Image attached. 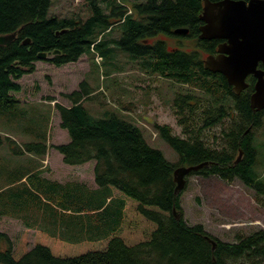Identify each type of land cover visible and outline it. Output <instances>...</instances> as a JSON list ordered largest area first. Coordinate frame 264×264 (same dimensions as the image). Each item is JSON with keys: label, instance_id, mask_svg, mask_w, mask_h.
<instances>
[{"label": "trees", "instance_id": "1", "mask_svg": "<svg viewBox=\"0 0 264 264\" xmlns=\"http://www.w3.org/2000/svg\"><path fill=\"white\" fill-rule=\"evenodd\" d=\"M86 1L90 15L83 20L49 15L51 0H0V35L17 33L10 45L0 46V117L27 120L15 96L22 90L17 81L35 72L37 61L60 67L96 55L113 68L109 59L124 51L142 73L180 88L172 103L182 134L155 126L178 161L151 146L121 113H92L85 101L94 99L96 90L84 80L80 90L65 95L70 106H55L68 134V142L55 149L68 166L94 162L97 188L50 180L41 175L48 169L26 163L9 174L0 189V216L21 219L38 233L29 248L26 235L15 246L0 232V264H264V229L222 241L202 224L186 223L176 193L175 170L206 163L189 176L239 180L264 207V168L258 171L253 146L264 111L251 107L255 79L250 76L248 88L236 96L222 74L205 69L204 55L216 54L221 41L199 39L204 0H103L105 7L99 0ZM179 28L188 34H175ZM160 35L195 40V47L170 48ZM54 51L60 54L38 56ZM120 70L108 69L107 75ZM40 136V142L17 147L19 155L45 160L47 134Z\"/></svg>", "mask_w": 264, "mask_h": 264}, {"label": "rangeland", "instance_id": "2", "mask_svg": "<svg viewBox=\"0 0 264 264\" xmlns=\"http://www.w3.org/2000/svg\"><path fill=\"white\" fill-rule=\"evenodd\" d=\"M99 1L105 7L106 2ZM51 3L49 15L83 20L90 15L86 0H51ZM112 36L115 37L116 32ZM157 39L165 40L170 48L185 45L191 50L195 47V40L186 37L179 40L160 35ZM116 53L118 57L109 59L115 64L113 68L96 55H83L77 62L60 67L39 60L35 63V72L17 81L22 90L15 96L20 101V110L27 113L28 118L16 123L0 117V189L10 181L11 169L29 158L27 154L19 155L17 147L42 141V133L47 134L49 145L43 162L48 169L47 176L62 183L75 180L93 185L94 162L68 166L55 149L56 145L68 142V134L60 126L55 106L57 103L70 106L65 95L80 90L84 80L96 90L94 99L85 101L92 113L107 110L121 113L140 127L151 146L161 150L168 160L178 161L174 150L158 136L155 126L168 125L174 133L182 134L172 103L179 86L159 76L142 73L136 63L128 60V53L119 50ZM108 69L120 71L109 77ZM262 121L253 135L260 172L264 168V116ZM181 205L188 225L202 224L208 233L225 242H234L237 233L249 234L264 229V207L256 202L254 192L239 180L228 182L219 176H188L181 192ZM23 224L11 217L0 216V232L6 233L15 246L26 235L29 248H32L38 232L26 230Z\"/></svg>", "mask_w": 264, "mask_h": 264}, {"label": "water", "instance_id": "3", "mask_svg": "<svg viewBox=\"0 0 264 264\" xmlns=\"http://www.w3.org/2000/svg\"><path fill=\"white\" fill-rule=\"evenodd\" d=\"M199 28L201 40H222L216 55H208L204 67L211 73L222 74L234 93L239 95L248 87L247 78L256 79L255 91L251 96V107L254 111L264 110V69H259L261 62L264 67V0H220L212 2L204 0V9L200 17ZM186 28L174 31L177 35H187ZM17 33L0 35V46H8L16 38ZM30 40L24 41L27 45ZM52 55L40 53V59L52 58ZM242 153H240L239 159ZM206 163L195 166H181L174 172L176 193L179 194L186 186V178L200 170ZM214 247L216 242L209 239Z\"/></svg>", "mask_w": 264, "mask_h": 264}, {"label": "crops", "instance_id": "4", "mask_svg": "<svg viewBox=\"0 0 264 264\" xmlns=\"http://www.w3.org/2000/svg\"><path fill=\"white\" fill-rule=\"evenodd\" d=\"M28 155V154H27ZM44 160L40 159V158H37L36 156H32V155H29V158L27 159V161H24L23 163L20 164V166L18 167H15L14 169H11L10 173H13V172H17V171H20V170H23L24 168V163H26L25 166H32L34 168H36V170H41V169H44L45 166H44ZM36 170H34L33 172H36ZM48 174V171L47 172H44L42 173L41 175L50 179V180H53V181H58L56 179H52L50 177L47 176ZM20 175V174H19ZM93 177H94V165H93ZM25 181V179L23 180ZM93 181H94V178H93ZM61 182V181H59ZM85 183V182H84ZM91 189H96L97 186L95 184V182H93V185H90V183H86ZM12 185V184H11ZM6 187V185L4 186V188ZM12 218V217H11ZM13 219H16V220H19L21 223H23V221L21 219H17V218H13ZM30 222V221H29ZM25 229L26 230H35L36 232H38L37 228H27L25 224H23Z\"/></svg>", "mask_w": 264, "mask_h": 264}, {"label": "flooded vegetation", "instance_id": "5", "mask_svg": "<svg viewBox=\"0 0 264 264\" xmlns=\"http://www.w3.org/2000/svg\"><path fill=\"white\" fill-rule=\"evenodd\" d=\"M220 41H221L220 44L224 42V41H222V40H220ZM220 44H219V45H220ZM219 45H218V46H219ZM216 54H217V53H216ZM216 54H214V55H216ZM207 56H208V55H206V57H207ZM258 68H259V69H264L263 64H262L261 62L259 63ZM251 76H252V75H251ZM249 77H250V76H249ZM249 77H248V78H249ZM252 77H253V76H252ZM248 78H247V79H248ZM253 78H254V77H253ZM254 79H255V78H254ZM255 84H256V79H255V83H254V91H255ZM230 87H231V89H232V91H233V93H234L233 86L230 85ZM247 88H248V87H247ZM247 88H246V89H247ZM246 89H245V90H246ZM254 91H253V93H254ZM242 92H243V91H242ZM242 92H241V93H242ZM241 93H240V94H241ZM253 93H252V94H253ZM234 94H235V93H234ZM240 94H239V95H240ZM235 95H236V94H235ZM239 95H236V96H239ZM263 111H264V110H263ZM254 112H255V113L259 112V113H260V112H262V111H254Z\"/></svg>", "mask_w": 264, "mask_h": 264}]
</instances>
